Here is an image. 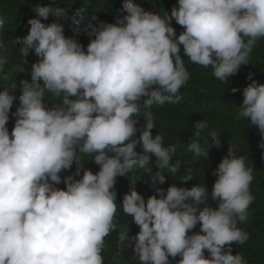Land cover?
<instances>
[{
    "label": "clouds",
    "instance_id": "obj_1",
    "mask_svg": "<svg viewBox=\"0 0 264 264\" xmlns=\"http://www.w3.org/2000/svg\"><path fill=\"white\" fill-rule=\"evenodd\" d=\"M123 10L115 23L90 18L85 31L94 39L85 50L78 18L60 23L67 13L56 0L34 7L28 33L12 41L24 63L31 50L39 58L27 63L30 80L19 58L7 63L0 43V264H106L109 241L134 264H247L232 245L250 239L252 168L225 144L207 167L208 183L189 182V174L158 187L180 169L179 150L208 157L201 133L221 142L207 120L195 121L192 134L180 117L171 118L170 140L153 110L194 92L181 51L220 81L248 65L264 38V0H178L163 17L124 0ZM172 20L184 28L179 36ZM247 79L235 119L258 128L264 149V83L253 73Z\"/></svg>",
    "mask_w": 264,
    "mask_h": 264
},
{
    "label": "trees",
    "instance_id": "obj_2",
    "mask_svg": "<svg viewBox=\"0 0 264 264\" xmlns=\"http://www.w3.org/2000/svg\"><path fill=\"white\" fill-rule=\"evenodd\" d=\"M132 2L139 4L145 10L157 12L162 17L169 15L173 6H178V0H132ZM52 3L53 0H0V20L3 21V26L0 27V43H3L7 49L3 55L7 57V63L11 62L13 56L20 59V65H23L20 69V75L26 76L25 79H31V66L39 58L35 55L34 50H31L27 62L24 63V58L18 52L20 46L13 44L12 41L28 33L30 25L27 21L30 18H36V14L33 11L34 7ZM123 3L124 0H56V4L63 7L67 13V18L61 19L60 23L64 24V26L72 24L71 16L79 19L83 34L81 43L85 50L90 40L94 39V36L89 37L85 31L90 18L92 16L96 17V20L91 21L93 24H98L100 21L115 23L117 16L126 15L123 10ZM41 20L42 23L47 25L53 22L54 17L50 15L47 20L42 18ZM171 25L176 30L177 36L184 31V28L178 25L175 20L171 21ZM181 56L190 75L188 82L193 85L194 92L191 96L184 92L180 103L176 106L155 108L153 112L157 121L156 127L168 139L172 140L171 118H188L192 123V134L195 132V121L207 120L209 129L217 131L221 146L219 148L215 147L207 133H201L199 143L205 151H208V157H196L191 151L183 152V150H179L176 160L182 163L180 169L171 177L165 176V182L158 187L166 190L170 185L178 186L174 181L175 179L176 181H181V179H177V176L180 175L181 178H185L189 174L193 176L191 180H188L189 182L208 183L207 167L213 166L214 163L222 159L225 144L235 145L236 154H239L238 157L241 154L245 158L246 165L253 170L251 187H253L256 197L251 218L248 222L250 231L249 242L243 246L232 245V254H242L246 258L247 264H264V155H262L264 149L258 147L262 138L258 128L250 125L247 119H235L243 100V89L251 83L247 79L248 74L253 73L254 80L258 83H264V38L257 40L249 56V64L242 65L237 74L225 81L215 78L211 67L204 68L199 65L198 69L188 65L183 51H181ZM27 63H31V66L29 67ZM231 88H237L238 91L232 93ZM20 94L19 90L17 99L14 101L9 114L10 119L7 127L10 133L15 123V117L11 113H14L19 105L18 97ZM45 103L49 104V106L53 104V95L51 93H46ZM169 119L170 121H168ZM94 165L99 169V165L95 163ZM127 181L126 179V184ZM137 181L147 190H153L151 183H143L144 180L141 178H137ZM109 247V253L105 256L106 264H121L120 261L124 264H133L129 261L131 259H125L127 257L124 255L122 257L115 252L116 245L113 241H109ZM173 264L177 263L173 262Z\"/></svg>",
    "mask_w": 264,
    "mask_h": 264
},
{
    "label": "bare ground",
    "instance_id": "obj_3",
    "mask_svg": "<svg viewBox=\"0 0 264 264\" xmlns=\"http://www.w3.org/2000/svg\"><path fill=\"white\" fill-rule=\"evenodd\" d=\"M134 168L136 169V172H133L134 174H135V177H136V179L137 178H140L139 177V173H141V169L139 168V169H137V166H134ZM133 171V170H132ZM154 173H155V169H154V171H152V173H150V176L149 177H151L152 175H154ZM187 174V173H186ZM182 176H184V174H182ZM187 176V175H186ZM134 264V263H133ZM170 264H173V262L172 261H170Z\"/></svg>",
    "mask_w": 264,
    "mask_h": 264
},
{
    "label": "water",
    "instance_id": "obj_4",
    "mask_svg": "<svg viewBox=\"0 0 264 264\" xmlns=\"http://www.w3.org/2000/svg\"><path fill=\"white\" fill-rule=\"evenodd\" d=\"M177 179H179L178 177H177ZM183 180H181V181H176V179H175V184H181L180 182H182Z\"/></svg>",
    "mask_w": 264,
    "mask_h": 264
}]
</instances>
